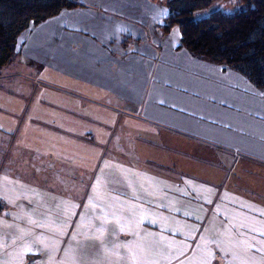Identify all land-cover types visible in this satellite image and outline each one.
<instances>
[{
	"label": "crops",
	"instance_id": "1",
	"mask_svg": "<svg viewBox=\"0 0 264 264\" xmlns=\"http://www.w3.org/2000/svg\"><path fill=\"white\" fill-rule=\"evenodd\" d=\"M166 2L81 0L20 34L0 264H264V89L165 32Z\"/></svg>",
	"mask_w": 264,
	"mask_h": 264
},
{
	"label": "trees",
	"instance_id": "2",
	"mask_svg": "<svg viewBox=\"0 0 264 264\" xmlns=\"http://www.w3.org/2000/svg\"><path fill=\"white\" fill-rule=\"evenodd\" d=\"M212 2L167 0L163 30L178 25L183 44L193 54L225 63L264 89V0H239L233 12L217 9L206 17H193ZM79 5L81 0H0V73L25 29Z\"/></svg>",
	"mask_w": 264,
	"mask_h": 264
},
{
	"label": "rangeland",
	"instance_id": "3",
	"mask_svg": "<svg viewBox=\"0 0 264 264\" xmlns=\"http://www.w3.org/2000/svg\"><path fill=\"white\" fill-rule=\"evenodd\" d=\"M239 0H213L212 4L209 7L197 10L193 17L195 19L197 18H203L211 14L214 10L220 9L228 12H233L239 8ZM17 65L12 64L10 68H8V71L16 70ZM112 145L115 143L114 139H107ZM112 140V142H111ZM108 142V144H109ZM3 153V146L2 142L0 143V164H1V157Z\"/></svg>",
	"mask_w": 264,
	"mask_h": 264
}]
</instances>
